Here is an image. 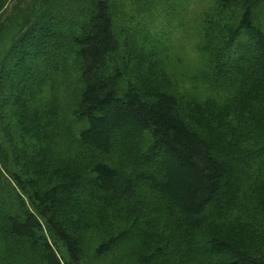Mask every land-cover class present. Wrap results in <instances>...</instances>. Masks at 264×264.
I'll use <instances>...</instances> for the list:
<instances>
[{
    "label": "trees",
    "instance_id": "trees-1",
    "mask_svg": "<svg viewBox=\"0 0 264 264\" xmlns=\"http://www.w3.org/2000/svg\"><path fill=\"white\" fill-rule=\"evenodd\" d=\"M10 1L0 0V12ZM127 1L16 0L0 14V38L9 37L0 131L14 161L0 166L2 236L35 244L36 264H86L96 229L108 237L94 257H106L133 238L128 224L143 235V220L177 231L184 243L173 245L191 250L190 264H264V0H210L202 11L199 72L220 100L211 119L188 115L169 46L155 43L164 32L151 24H171L190 0ZM73 76L75 101L63 108L59 92L67 97ZM62 138L91 150L78 171L50 150ZM44 225L66 262L41 237ZM141 248L135 264H160Z\"/></svg>",
    "mask_w": 264,
    "mask_h": 264
},
{
    "label": "rangeland",
    "instance_id": "rangeland-1",
    "mask_svg": "<svg viewBox=\"0 0 264 264\" xmlns=\"http://www.w3.org/2000/svg\"><path fill=\"white\" fill-rule=\"evenodd\" d=\"M176 0H171L172 3H175ZM210 0H190L189 2L183 1L180 3V6L183 5V14L182 17L176 18L169 23V20L166 17H160L157 21H152L151 24L156 28V30H161L164 32L163 36L160 37L161 43L155 42L159 46L167 45L169 46V51L172 54L173 62L171 65L173 67L174 76L181 79V88L178 90L181 93L182 102L184 104V108L188 112V115L194 119H200L204 117L207 113L209 114V118L215 113L209 112L208 108L212 106L213 103L218 104L220 102L219 96L217 93L211 89H208L209 84H206L202 79L203 72H199L201 67V56L197 53L195 49V43L198 41V37H196V29L199 27L198 22L201 20L202 11H205L209 5ZM16 3V0L10 1L6 5V9L0 12L2 14V19H4L7 15H9ZM126 4L128 1L126 0ZM170 26L172 29H170ZM9 42V37H5L4 39L0 38V54L3 53L4 44ZM68 67H72V63L68 65ZM72 75H78V73H73ZM73 84L68 80V84L72 87L68 91V95L62 91H60L61 95V103L63 104V108H67L68 103H73L75 101V93L73 92L74 87L76 86V79L72 78ZM76 90V89H75ZM199 102L203 104V108L201 110H194L193 104ZM211 126L213 124L211 123ZM76 134H72L73 136H79V132L83 129L81 124H77ZM52 138L55 140L56 135L54 134ZM75 142H67L64 138L61 139L59 143H56V146L53 149V156L59 158L60 161L68 160L67 166L74 167L75 171H78L81 167H83L92 157L90 151H83L80 153L79 151H73L70 147L74 146ZM55 151L58 154H55ZM30 154H32L30 150ZM22 164L27 166H37L39 163L35 159L26 158L22 156ZM13 157L10 152L9 144L3 139V135L0 131V166H7L10 162V165H14ZM34 170V169H33ZM29 176H31V173ZM83 185H80L79 190L81 191ZM136 218V219H135ZM135 225L137 224V215L134 214ZM143 220H139L138 226L147 225L143 232V236L138 232H141L142 227H140L138 232L131 229L130 223L127 225L128 234L132 235V239L128 243H122L120 248H115L111 256H102V257H94L93 248L101 241H103L108 234H104L103 236H99V231L95 230V237L91 239H95L96 243H92L91 247L87 251V255L83 258L82 262L86 264H135V260L141 254V244L145 242L146 248L143 250V253L146 255V258H156V261H159L160 264H190L187 260L191 259L195 256L191 253V250L186 252L182 249L175 248L173 243L176 241L184 243V241L179 238L178 232L172 228H159L158 226L148 225L147 223L143 224ZM223 225V224H221ZM235 231L238 232L239 227L234 222L232 224ZM249 227V226H248ZM259 224L252 225L250 227V231L253 235H257L259 230ZM113 232H118L117 228L112 229ZM41 237H47L49 242L52 245L59 246L62 256L63 262L68 260V254L66 249L63 247L61 243H57L56 239L53 238L51 232L47 228L46 225L43 226ZM215 232L219 234L218 231ZM174 235L173 240L168 243L166 250H158L157 242L161 241L160 239L167 240L170 236ZM142 237V240H140ZM145 237V239H143ZM127 240V239H126ZM177 244V243H175ZM39 256L38 248L35 244L30 241H17L11 238H4L0 232V264H36V259ZM155 261V262H156ZM144 264V263H140ZM150 264V261H149ZM200 264V263H199Z\"/></svg>",
    "mask_w": 264,
    "mask_h": 264
}]
</instances>
